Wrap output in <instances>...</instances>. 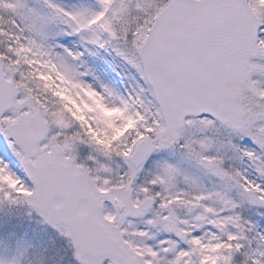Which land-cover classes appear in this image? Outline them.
Returning <instances> with one entry per match:
<instances>
[{
	"label": "snow or ice",
	"instance_id": "1",
	"mask_svg": "<svg viewBox=\"0 0 264 264\" xmlns=\"http://www.w3.org/2000/svg\"><path fill=\"white\" fill-rule=\"evenodd\" d=\"M0 264H264V0H0Z\"/></svg>",
	"mask_w": 264,
	"mask_h": 264
},
{
	"label": "rangeland",
	"instance_id": "2",
	"mask_svg": "<svg viewBox=\"0 0 264 264\" xmlns=\"http://www.w3.org/2000/svg\"><path fill=\"white\" fill-rule=\"evenodd\" d=\"M83 59L89 61V66L86 65V67L90 68L100 80L106 81L110 78L119 79V77L116 76V72L122 71L121 67H118L119 70H113L116 68V62L119 63V60H113V57L107 52L100 51L97 56L85 53ZM89 79H92V77L90 76Z\"/></svg>",
	"mask_w": 264,
	"mask_h": 264
}]
</instances>
